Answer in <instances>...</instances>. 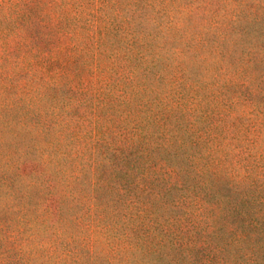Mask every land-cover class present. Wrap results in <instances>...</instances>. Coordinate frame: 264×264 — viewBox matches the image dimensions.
Listing matches in <instances>:
<instances>
[{"label": "trees", "instance_id": "16d2710c", "mask_svg": "<svg viewBox=\"0 0 264 264\" xmlns=\"http://www.w3.org/2000/svg\"><path fill=\"white\" fill-rule=\"evenodd\" d=\"M0 28V264H264V0H0Z\"/></svg>", "mask_w": 264, "mask_h": 264}, {"label": "rangeland", "instance_id": "374dc122", "mask_svg": "<svg viewBox=\"0 0 264 264\" xmlns=\"http://www.w3.org/2000/svg\"><path fill=\"white\" fill-rule=\"evenodd\" d=\"M10 28V27H9ZM0 34H5V37H0V105L4 102L12 103V100H10L6 95H2V91H4L2 87L3 81H8L9 79L12 85L23 87L24 85L27 86V77L25 74V66L20 70H16L15 73H13V65L16 63V58L21 55V52L17 55L15 52L11 51L12 48H9V45L12 47L11 43V30H3L0 28ZM25 59V57H22ZM25 74V75H24ZM25 89V88H24ZM29 93H27V90H24L21 95L27 96ZM5 98V99H4ZM13 99V98H12ZM5 104V103H4ZM17 105H20L17 102Z\"/></svg>", "mask_w": 264, "mask_h": 264}]
</instances>
